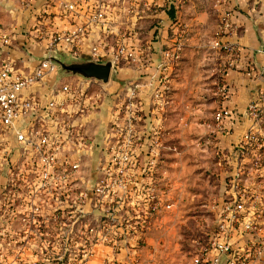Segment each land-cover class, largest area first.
<instances>
[{
	"label": "crops",
	"instance_id": "crops-1",
	"mask_svg": "<svg viewBox=\"0 0 264 264\" xmlns=\"http://www.w3.org/2000/svg\"><path fill=\"white\" fill-rule=\"evenodd\" d=\"M71 3L78 4L76 11L65 9L64 5ZM96 3L98 0H0V7L9 16L5 23L11 25L4 26V19L0 17V68L6 61H12L25 72L34 70L47 56L48 40L42 38L50 31L73 29L86 23L85 14ZM105 3L108 5L109 22L89 31L80 58L93 60V48H98L100 61H111L113 64L110 80L104 83L85 79L79 83L88 97L82 105L68 107L73 110V122L83 131V135L73 137L63 153L81 163L78 171L74 172L78 186L87 188L95 184L104 175L110 146L115 141L118 129L127 123L129 112L137 109L139 117L132 120V125L141 134L137 146L144 170L140 174V183L149 181L158 193L161 192V181L165 179L172 186L166 198L174 202V206L171 211L145 221L141 213L125 205L118 212L119 225L105 227L102 220L106 210L102 204L97 205L95 200L90 199L89 214L84 218V224L88 222L89 227L94 229L91 239L94 240L95 255L89 264H135V261L159 264L161 261L160 243L169 229L171 214L176 207L173 175L178 173L179 162L162 159L169 155L168 146H161L155 156L153 140L167 139L173 132H169L171 128L167 118L171 106L178 103L175 89L180 83L178 73L189 62L185 57L193 58L192 62L198 60L202 71L206 72L200 81L201 88L188 99V126L199 137L198 140L196 136L193 137L191 140L197 143L190 146L204 151L203 155H199L204 158L203 163L213 164L220 171L222 195L217 200L219 204L231 190L227 184L228 176L237 168H243V183L253 196L261 194L259 200L251 196L247 214L250 218L264 221V169L255 164L257 156L264 157V150L260 153L251 150L244 154L240 146L241 138L249 130L264 138V120L256 121L247 113L251 103H260V94L264 92V0H105ZM226 11L232 13L233 27L220 40L238 45L239 55L233 56L214 47ZM4 36L9 37L11 43L5 44ZM122 40L139 50L138 61L130 63L115 58V51ZM177 53L178 58H174ZM171 54L172 66L166 75L161 74L158 65L168 62ZM214 73H219L221 77H212ZM67 79L60 72L52 74L47 80L29 88L27 93L35 94L45 103L51 96L49 86L70 84L65 82ZM164 86L168 87L169 92L165 100L159 102L154 98L155 91ZM223 86L228 88L226 95L222 92ZM90 98H98L97 107L92 111L86 109L91 103ZM220 109L231 112L222 125L214 118ZM200 118L203 123L196 127V121ZM60 119L71 120V117L63 114ZM27 125L28 120L18 122L19 127L25 128ZM56 125L55 121L46 122L47 129H54ZM201 133H205V136H200ZM160 153L162 165L159 164ZM214 153V159L209 158ZM37 155L34 145L25 151L24 144L18 141L13 132L0 129V193L8 169L21 164L28 156ZM215 157L220 159L216 160ZM151 163L161 173H151L148 170ZM167 164L170 169L166 168ZM150 174L154 179L150 180ZM4 216L0 210V223ZM16 222L17 230L24 228L28 234L22 236L17 233V240L23 241H18V246L11 252L18 253L25 248L21 259L27 264H52L49 252L42 251L44 257L35 252L36 247L43 249L49 242H56L55 246L67 247V250L68 247L78 249L75 254L78 258L85 243L90 240L81 235L86 232L83 220L73 229L75 239L68 238L71 229H59L51 219L44 220L46 223L38 227L19 220ZM257 238V233L246 232L240 227L233 240L236 247L243 250L244 257L245 248ZM195 257L191 258L189 264H193ZM249 264H264V245L259 258Z\"/></svg>",
	"mask_w": 264,
	"mask_h": 264
},
{
	"label": "built area",
	"instance_id": "built-area-1",
	"mask_svg": "<svg viewBox=\"0 0 264 264\" xmlns=\"http://www.w3.org/2000/svg\"><path fill=\"white\" fill-rule=\"evenodd\" d=\"M64 7L68 11H76L78 4H65ZM107 7L105 0H98L94 7L87 10L86 23L73 29L48 32L42 38L48 40L47 56L34 70L25 72L16 67L12 61H6L0 68V129L13 132L18 141L24 144L25 151L34 145L38 152L37 156H28L21 164L17 163L10 168L14 170L15 178L12 186L14 188L16 186L17 192L13 195L17 196L12 199V206L7 207L6 210L22 216L23 221L32 226L38 227L46 223L44 220L51 219L57 228L71 229L68 235L70 239L73 238L72 233H75L73 230L75 225L83 220V228L86 232L81 235L90 240L85 243L80 256L72 258V264H89L95 255L94 240L91 239L94 229L89 227L88 222L84 224V218L89 214L90 199L95 200L97 205L102 204L106 210L107 213L102 220V226L105 227L119 225L118 212L125 205H130L138 214L141 213L145 221H149L155 215H163L171 211L174 206V202L166 198L172 186L165 179H162L161 192L158 193L149 181L140 183V174L144 171L137 150L141 134L132 125V120L139 117V110L134 109L129 112L127 123L118 129L115 141L110 146L104 175L95 184L83 188L75 183L74 178V172L81 166L80 161L64 154L63 150L73 137L83 135V131L73 122L71 112L73 110L68 106L82 105L88 97L86 91L71 84L60 86L52 84L49 86L51 96L45 103H42L35 94L27 93L32 86L60 72L58 64L54 61L56 55L81 57L83 42L89 31L109 22ZM231 15L230 11L224 13L219 38L214 41V47L234 56L239 55V46L234 42L220 40L233 27ZM3 42L9 44L11 39L4 36ZM179 49L178 47L177 51ZM92 57L94 61L103 62L100 61L101 54L96 47L93 48ZM115 58L130 63L136 62L139 59V50L122 40L115 51ZM174 58H178V53ZM172 61L173 54L168 62L158 65L159 72L166 75L172 66ZM162 79L164 82L167 81L165 77ZM168 92L167 86L158 88L154 98L163 102ZM222 92L226 95L228 88L223 86ZM259 98L260 103H251L247 112L248 116L256 121L264 120V92ZM90 99L91 103L86 109L92 111L97 107L98 98ZM63 114L68 118L71 117V120H61ZM230 115L228 109H220L215 113V120L222 125ZM26 120L28 125L25 128L18 126L19 121ZM51 121H55L57 125L54 129H47L46 122ZM160 146V140L155 138L153 140L155 156L158 155ZM240 146L244 154H248L251 150L260 153L264 150V138L259 133L249 130L241 138ZM255 164L264 169V157L257 156ZM151 165L148 169L151 173H161L154 163ZM243 174V168L239 167L228 176L227 184L232 191L230 190L224 201L217 205L216 226L207 243L196 254L193 264H205L209 259L211 261L208 264H221L222 261L225 264H249L262 254L264 221L250 218L247 214L250 199L252 197L254 200L260 199L261 194L256 193L255 196L251 194L249 187L243 183ZM152 179L154 177L150 174V180ZM7 223H2L1 226L6 227ZM240 227L246 232L258 234V238L252 240L245 248L244 257L243 250L236 247L233 240ZM0 240V264H27L21 259L25 248H21L18 253L9 250L11 248L12 251V247L15 248L18 246L17 242L23 240H17L14 235L10 236V239L2 236ZM55 245L56 242H49L45 248L56 247ZM3 246L9 248L3 249ZM54 259L55 262H51L52 264H66L63 256L58 255ZM135 264L140 262L135 261Z\"/></svg>",
	"mask_w": 264,
	"mask_h": 264
},
{
	"label": "rangeland",
	"instance_id": "rangeland-1",
	"mask_svg": "<svg viewBox=\"0 0 264 264\" xmlns=\"http://www.w3.org/2000/svg\"><path fill=\"white\" fill-rule=\"evenodd\" d=\"M0 17L4 19V26H11L9 23H5L9 20V16L2 7H0ZM25 29L27 28L25 27ZM185 59L189 62H186L182 71L178 73L177 78L180 79V83L175 89L178 93V103L176 106H171L167 118V124L169 123L171 128L169 132H171V130H173V132L170 137H167V139L165 137L161 138V140L159 139L162 143V147L168 146L169 148V155L163 156L162 159L166 162L172 160H178L179 162L177 164L178 173L173 175L175 185L174 193H176V207L171 214L169 229L166 231L162 238L163 240L160 243L161 261L159 264H189L191 258L200 252L202 246L207 243L210 234L216 226L215 211L219 204L217 200L222 195L221 179L218 175L220 171L216 170V167L213 166V164L203 163L204 158L199 157V155H203L205 153L204 151L190 146L195 142L197 143L196 140L192 141L191 139L195 136L197 138L198 133L194 132L193 129L188 126L189 122L186 118L187 110L190 108L188 107V99L194 97L195 92L201 88L200 81H202V75H205L206 72L202 71L198 60L197 62H192L193 58L185 57ZM60 74H62V77H68L65 82L70 83L74 87L80 86L79 83L85 79L96 80L95 78H86L83 75L75 73L64 74L63 71H60ZM211 76L221 77L219 73H214ZM218 104L219 103H217L216 108H218ZM208 108L214 109L215 107ZM218 111L219 110L216 112ZM201 123L203 122L200 118L196 121V127H199ZM204 134L201 133L199 135L205 136ZM210 141H212L211 137ZM177 153L179 154L178 157ZM194 153L195 158H193ZM214 156H216L215 153L209 158L214 159ZM215 159H220V157H215ZM221 159L223 160V158ZM165 161L164 164L166 163ZM159 164L162 165L161 153ZM166 168L170 169V166L167 164ZM13 172V169H8V173L4 178L3 190L0 193V210H2L3 215H5V219H3L2 223L8 222L6 225L7 229L6 227L1 226L2 223H0V239H2V236L8 239L13 235L16 237L17 233L22 236L28 234L27 230L24 228L21 230H17L16 228V221L19 220L24 222L23 217L11 213V210H6L7 207L12 206V199L17 196L14 197L13 195L14 193H17L16 186L15 188L12 186L14 183L13 179L15 178ZM57 233L52 234L56 236ZM71 236L75 239L73 233ZM7 248L9 247L3 246V249ZM13 249L14 247H12V250ZM9 250L11 252V248H9ZM77 250L78 249L74 247H68L67 250V247L60 246L48 249L35 248V252L42 255V257L45 256L41 253L42 251L44 253L49 252L51 257L50 261L52 262H55L54 257H57L59 254L56 253L59 252L61 256H64V262L67 264L73 262L71 258L76 256L75 254H77Z\"/></svg>",
	"mask_w": 264,
	"mask_h": 264
},
{
	"label": "water",
	"instance_id": "water-1",
	"mask_svg": "<svg viewBox=\"0 0 264 264\" xmlns=\"http://www.w3.org/2000/svg\"><path fill=\"white\" fill-rule=\"evenodd\" d=\"M54 61L64 74H80L86 78H95L104 83L110 80L113 65L111 61L97 62L91 59L75 58L61 54L56 55Z\"/></svg>",
	"mask_w": 264,
	"mask_h": 264
}]
</instances>
